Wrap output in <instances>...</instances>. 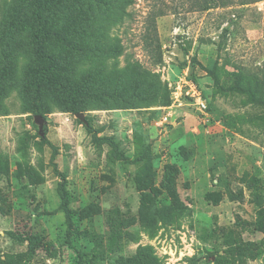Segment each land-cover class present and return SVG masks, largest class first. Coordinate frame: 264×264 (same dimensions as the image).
Masks as SVG:
<instances>
[{
	"label": "rangeland",
	"instance_id": "obj_1",
	"mask_svg": "<svg viewBox=\"0 0 264 264\" xmlns=\"http://www.w3.org/2000/svg\"><path fill=\"white\" fill-rule=\"evenodd\" d=\"M41 1L0 0V264H264V0Z\"/></svg>",
	"mask_w": 264,
	"mask_h": 264
},
{
	"label": "trees",
	"instance_id": "obj_2",
	"mask_svg": "<svg viewBox=\"0 0 264 264\" xmlns=\"http://www.w3.org/2000/svg\"><path fill=\"white\" fill-rule=\"evenodd\" d=\"M29 1H31L37 7L35 16L38 19H40L42 16V12L47 9V6L41 0H29ZM36 42H37V48H38L37 55L41 58H44L47 62L50 63L49 67L40 68L39 71L37 72L36 84H35V88H36L35 96H36V100L38 101L40 98L39 91H38L39 87L50 83V81H48L49 80L48 74L56 69L57 64H56V61L52 57L44 55L43 50H42V45L38 41ZM61 89L62 88H60L59 91L62 93ZM62 98L69 100L67 97H64L63 95H62ZM68 103L70 105L68 108V111L73 112V113H78L79 109H77L74 105H72L71 102L68 101ZM62 199H63V204H65L66 198H65L64 192H62ZM28 243H29L28 247L30 251H33L37 248H41L46 253H49L51 257L55 255V252L52 250V247L49 243L39 241L37 238L29 239Z\"/></svg>",
	"mask_w": 264,
	"mask_h": 264
},
{
	"label": "built area",
	"instance_id": "obj_3",
	"mask_svg": "<svg viewBox=\"0 0 264 264\" xmlns=\"http://www.w3.org/2000/svg\"><path fill=\"white\" fill-rule=\"evenodd\" d=\"M200 106H201V107H204V105H203L202 103L200 104Z\"/></svg>",
	"mask_w": 264,
	"mask_h": 264
}]
</instances>
